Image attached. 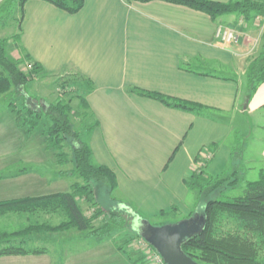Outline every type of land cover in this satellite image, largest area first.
Masks as SVG:
<instances>
[{
    "label": "crops",
    "instance_id": "0c3cea01",
    "mask_svg": "<svg viewBox=\"0 0 264 264\" xmlns=\"http://www.w3.org/2000/svg\"><path fill=\"white\" fill-rule=\"evenodd\" d=\"M238 23L243 21L236 15L214 21L161 1L84 0L83 8L71 15L46 1L27 0L15 46L48 75L71 72L91 83L85 99L98 126L87 143L94 163L115 176L113 198L148 220H159L161 211L175 208L167 217L175 221L196 208V196L184 182L199 165L212 177L227 174L234 170H229L231 156L246 129L261 132L255 142L264 138V82L246 97L250 62L261 55L262 46L247 43L245 24L242 34L235 29L240 35L236 44H222L215 37L218 26L233 29ZM84 88L82 82L78 90L84 94ZM131 89L206 110L198 115L171 109ZM0 110V202L68 192L73 177L59 176L53 164L42 167L46 157L57 162L44 154L45 142L35 136L29 141L15 114L6 107ZM41 145L46 152L38 153ZM259 158L258 172L264 171V139ZM17 164L24 167L9 171ZM0 218L22 223L14 224L19 230L38 224V213ZM71 233L52 234L59 241L40 247L44 254L3 256L0 264L135 263L109 239ZM37 238L33 233L19 243L33 251L40 249Z\"/></svg>",
    "mask_w": 264,
    "mask_h": 264
},
{
    "label": "trees",
    "instance_id": "16d2710c",
    "mask_svg": "<svg viewBox=\"0 0 264 264\" xmlns=\"http://www.w3.org/2000/svg\"><path fill=\"white\" fill-rule=\"evenodd\" d=\"M26 1L0 0V28H8L10 22L16 24L17 33L11 38L16 46L20 39V22ZM43 1L71 15L78 13L84 5V0ZM124 1L127 3L161 1L181 5L202 12L214 21L225 15H236L245 23L264 19V0H230L226 4L211 0ZM8 48L9 40L0 39V96L10 98L6 108L15 114L20 128H26L25 132L28 135L44 141L48 152L54 151L57 164L62 166L70 162L73 164L70 171L61 172L60 175L74 176L80 182L73 184L65 193L0 202V215L42 213L57 215L61 219L55 225L41 223L11 233L0 231V257L44 254L45 251L42 248L33 251L25 250L21 245L24 241L21 243L19 241L33 233L58 234L75 230L96 240H111L118 251L130 258L125 250L126 243L133 239L141 240L136 228L137 222L146 220L151 225L153 224L136 213L128 203L113 198L112 194L116 189L114 174L93 161L87 141L98 124L93 119L85 99L86 93L92 90L91 83L79 77L81 82H84L85 93L75 97L79 101L78 110L72 111L70 105L63 104L60 100L46 104L45 107L30 104L31 100L35 99L30 94L32 83L36 79L50 75L40 65L32 62L27 54H23L19 59L12 58L8 54ZM247 78L246 97L249 98L264 82V42L261 55L250 62ZM129 92L157 101L165 107L188 113L201 115L206 110L200 105L157 93L137 89H131ZM16 100H19L21 110L17 109ZM80 110L83 113H80ZM76 118L82 121L91 119V123L86 128L81 126L76 129L72 123V120ZM68 137L72 138L69 142L71 156L64 152V144ZM82 137H85L84 141ZM236 173L240 177H237ZM97 183L105 187L106 199L113 202V208L106 210L97 202L93 188V185ZM184 183L188 191L196 196V208L187 217L173 222L163 220L168 215L176 213L175 208L169 212L161 211L157 216V219L161 221L153 226L176 223L182 219L191 218L194 214H199L205 220L201 234L188 240L181 247L183 253L194 262L197 264H264V171L259 172L256 181L246 182L237 170L217 177H212L205 171L199 170L193 172ZM238 187H241V195L230 197L229 194ZM79 200L84 201L92 210L91 217L85 216ZM98 219H100V225L94 228L93 221ZM121 232H127L124 241L114 239V235H119ZM141 259H144L143 255H140L134 264H142Z\"/></svg>",
    "mask_w": 264,
    "mask_h": 264
},
{
    "label": "rangeland",
    "instance_id": "374dc122",
    "mask_svg": "<svg viewBox=\"0 0 264 264\" xmlns=\"http://www.w3.org/2000/svg\"><path fill=\"white\" fill-rule=\"evenodd\" d=\"M18 17V16H16ZM243 24L246 25L247 30L245 31L246 34L248 36H250V40H247V43H249L250 45L257 47L258 45L262 46L263 42H264V19H256L254 22L251 23H245L243 22ZM243 24H235L233 30L235 31V29H237L238 31H240V33L245 30L243 29ZM9 27L8 28H0V39H8L9 40V48H8V54L9 56H11L14 59H19L21 58V53L20 51L17 50L16 46L12 43V36L14 34L17 33V28H16V24H13L12 22L9 23ZM236 32V31H235ZM238 36L239 33L236 32ZM242 34V33H241ZM240 39V37H239ZM238 39V40H239ZM14 45V47H13ZM1 72V69H0ZM248 79V78H247ZM82 82L79 79V77L71 72H61L59 74H55V75H50L47 76L45 78L42 79H36L35 82L32 83V86L30 87V94L32 95V97H34L35 99L31 100L30 104H34L40 107H45L46 104L49 103H55L56 100H60L61 103L63 104H68L71 106V108L73 109L72 111L78 110L79 108V101L78 99H76L75 97L77 95H82V92L79 91L78 89L81 87ZM10 101V98L8 96H0V107H7L8 102ZM16 107L17 109H20V102L19 100H16ZM1 111V110H0ZM1 113V112H0ZM80 113H83L82 110H80ZM73 123V127H75L76 129H79L81 126L85 127L91 123V119H86L84 121H82L81 119L79 120L78 118H76L75 120H72ZM48 124V123H46ZM246 128H247V123H246ZM26 129V128H24ZM260 131H256V129H252L251 133L250 131H248V129H246V133H245V138L244 139H240V141L238 143L235 144V148H234V153L233 156H231L232 161H233V166L230 168L237 170L240 175L242 176V178L245 181L248 182H253L256 181L258 179V174H259V170L261 169V162H260V158H259V149L263 144V137H261V143L255 142L256 136L260 137ZM25 136L28 138L29 137V141L30 140H34L32 137L34 136H27V134L25 133ZM25 139V138H23ZM82 140H85V137H82ZM72 141V138L67 139V142H65L64 144V152L68 155L71 156V149H70V143ZM41 146H38L37 149L38 153H40V150H43ZM34 149V148H33ZM27 150V149H25ZM33 151V150H32ZM46 152V151H45ZM47 156L49 155H53L55 156L54 151L51 153V151L44 153ZM16 157V156H15ZM46 159L48 164H46ZM45 161L43 160V164L44 168H51L52 164H53V171L57 172H62L64 171H70L73 168V164L67 163L66 166L65 165H59L56 164V159L53 158V160L51 161L50 158L46 157ZM28 166V165H27ZM40 166V165H38ZM65 166V167H64ZM23 168L24 165L23 164H17V165H12V167L9 169V171H14L17 168ZM55 169V170H54ZM68 169V170H67ZM203 170V168L201 169ZM228 170V171H229ZM244 173V174H243ZM237 177L239 176L238 173H236ZM59 176H61L59 174ZM63 177V176H61ZM67 177V176H66ZM73 178L71 181V186L77 182H80L79 179H77L74 176H71ZM240 177V176H239ZM75 181V182H74ZM70 186V187H71ZM61 187V186H60ZM93 188L96 192V200L97 202L106 210H109L110 208H113V202L111 203L110 201H108L106 199V189L103 186V184H95L93 185ZM59 191H61V189L59 188ZM230 197H237L241 195V187H238L236 190L232 191L231 194H229ZM202 202V201H201ZM204 203V202H203ZM79 204L83 210V212L85 213L86 217H91L93 212L92 210L89 209L88 205L84 202L79 200ZM202 204V203H201ZM200 207V205H199ZM198 207V210H200V208ZM60 217H58L57 215H44L42 213L38 214V224L41 223H48V224H52L55 225L57 223L60 222ZM171 219L166 218L163 221L164 222H173L170 221ZM12 221V222H9ZM161 220H150V222L153 225H157V223H159ZM9 224V226H8ZM14 224H22L20 222H13V220H5V219H1L0 218V231H6L5 229H16L19 230L20 227H18V225H14ZM33 224V221H32ZM172 224V223H171ZM100 225V219L93 221V227L97 228ZM15 226V227H12ZM72 231V235H78L79 232L75 231V230H71ZM69 233V231H67ZM127 232H121L119 235H114V239H116L117 241L122 240L124 241L125 239V235ZM83 235V234H82ZM36 236V235H35ZM57 236H60L59 234ZM57 236H52V234H37V242L35 243V246L40 248L43 247L44 245L46 247H49L52 245L53 241L58 242L59 239L56 238ZM66 236H69L66 235ZM33 239V237H32ZM56 239V240H55ZM137 240H131L129 242L126 243V252L132 256L134 258V260L139 259L140 255H143L141 251H138L137 249L139 248L137 245ZM142 264H154V262H152V260L149 257H144V259H141ZM141 264V263H140Z\"/></svg>",
    "mask_w": 264,
    "mask_h": 264
},
{
    "label": "water",
    "instance_id": "95a60500",
    "mask_svg": "<svg viewBox=\"0 0 264 264\" xmlns=\"http://www.w3.org/2000/svg\"><path fill=\"white\" fill-rule=\"evenodd\" d=\"M204 221V217L194 214L191 218L162 226H153L146 220H140L136 228L140 238L154 249L164 264H197L183 253L181 247L201 234Z\"/></svg>",
    "mask_w": 264,
    "mask_h": 264
},
{
    "label": "built area",
    "instance_id": "2783aa9c",
    "mask_svg": "<svg viewBox=\"0 0 264 264\" xmlns=\"http://www.w3.org/2000/svg\"><path fill=\"white\" fill-rule=\"evenodd\" d=\"M215 37L222 44H236L239 39V36L233 29L222 26L217 27ZM203 167L204 164L199 165L197 171L201 170ZM136 245L139 247L138 249L141 250L143 256L149 257L154 264H164L160 256L144 240H138Z\"/></svg>",
    "mask_w": 264,
    "mask_h": 264
}]
</instances>
